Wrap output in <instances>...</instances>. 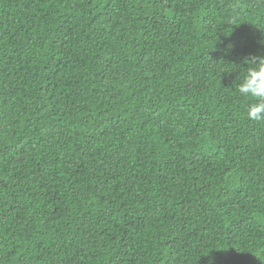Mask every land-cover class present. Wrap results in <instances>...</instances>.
Returning a JSON list of instances; mask_svg holds the SVG:
<instances>
[{"label":"trees","instance_id":"16d2710c","mask_svg":"<svg viewBox=\"0 0 264 264\" xmlns=\"http://www.w3.org/2000/svg\"><path fill=\"white\" fill-rule=\"evenodd\" d=\"M262 41L264 0H0V264H264Z\"/></svg>","mask_w":264,"mask_h":264},{"label":"clouds","instance_id":"9594fccd","mask_svg":"<svg viewBox=\"0 0 264 264\" xmlns=\"http://www.w3.org/2000/svg\"><path fill=\"white\" fill-rule=\"evenodd\" d=\"M245 64L247 67L243 69L237 91L241 97L252 101L247 109V119L264 122V56H252Z\"/></svg>","mask_w":264,"mask_h":264}]
</instances>
